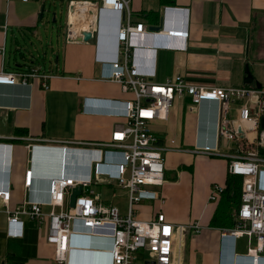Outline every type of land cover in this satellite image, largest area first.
Here are the masks:
<instances>
[{
  "label": "crops",
  "instance_id": "0c3cea01",
  "mask_svg": "<svg viewBox=\"0 0 264 264\" xmlns=\"http://www.w3.org/2000/svg\"><path fill=\"white\" fill-rule=\"evenodd\" d=\"M47 1L0 0V69L12 71L36 65L59 74L47 80L48 88L42 87L38 77L26 83L20 79L0 83V141L13 139L11 207L26 198L44 201L48 197L49 170L44 167L33 163L35 174L30 185L25 186V169L31 155L27 143H39L44 138L106 140L114 123L122 120L108 112L119 107L117 99L129 97L117 82L100 78L109 67L95 59L94 37L87 41L69 39L64 30L56 44L47 42L44 47L49 30L44 12L58 10V3L47 6ZM165 6L186 8L188 37L183 40V49L156 47L155 80L181 74L205 85H244V67L248 63L253 74L249 84L259 81L264 88V45L258 44L257 33L253 41L254 23L264 16V0H131L133 13L146 24L157 22ZM66 9L67 25L71 13L68 2ZM189 104L190 97L181 96L174 100L166 119L151 123L161 142L171 144L170 139H174L173 145L181 149L164 153V180L154 186L163 200L140 201L137 217L150 218L161 209L172 223L194 221L201 225L197 233L189 228L179 232L174 262L247 264L245 256L255 239L241 235L231 245V239L222 235L224 227L234 224V212L229 217L232 225L210 224L221 199L211 201L210 189L215 182L226 184L228 157L224 153L230 149L222 147L220 153L193 150L196 145L215 144L218 104L202 100L192 110ZM235 112L232 107L230 114ZM6 167L5 153L1 151L0 173L7 171ZM259 184L264 187V169L259 174ZM101 186L114 189L111 184ZM2 207L0 200V264H55L54 248L46 238L45 228L39 229L34 221L21 216L23 234L9 235ZM109 246L107 236L73 235L68 264H108ZM146 259V252L139 250L134 264H144Z\"/></svg>",
  "mask_w": 264,
  "mask_h": 264
},
{
  "label": "built area",
  "instance_id": "2783aa9c",
  "mask_svg": "<svg viewBox=\"0 0 264 264\" xmlns=\"http://www.w3.org/2000/svg\"><path fill=\"white\" fill-rule=\"evenodd\" d=\"M67 2L73 5L65 29L69 39L82 35V29L97 32L104 10H111L109 18L112 22L118 20L114 56H111L110 48L100 50L96 46L95 59L109 67V71H104L100 78L117 82L129 97L117 99L115 103L119 107L108 112L122 120L114 123L106 140L44 138L39 143L26 144L31 155L25 169V186L30 185L35 174L36 149L72 147L80 150L77 161L68 169L51 173L53 167L46 166L49 184L48 197L44 201L26 198L18 206H10L13 139L0 141V153H5L8 171L4 178L7 171L0 173L1 210L7 217L8 234H23L21 216L34 221L39 229L45 228L46 238L54 248L55 264H68L73 235L110 237L108 264H134L139 250H144L146 258L156 264H174V246L179 232L189 228L197 233L201 231V225L194 221L189 224L172 223L161 209L150 218H139L137 205L145 199H161L154 186L161 185L164 180V153L170 149H181L173 145L174 139H170L171 144L161 142L151 123L156 119H166L174 100L188 95L190 110L202 100H213L218 104L215 144L196 145L193 150L220 153L222 147L230 149L224 153L228 157V172L242 178L240 203L233 213L234 224L224 227L222 235L231 239V245L241 235L253 237L255 245L248 254L264 258V187L259 184V174L264 169V88L252 84L205 85L191 82L181 74L168 76L162 81L154 79L156 47L183 49L186 46V8L165 6L160 19L154 23L160 25V29L149 32L148 24L142 18L133 17L131 0ZM80 5L86 7L89 16L85 17L80 12ZM82 24L87 27L81 28ZM148 33L168 35L172 40L147 46L143 35ZM178 40L181 43L178 44ZM56 75L59 74L36 65L12 71L0 69V83H14L17 79L26 83L30 78L38 77L42 87L48 88L47 80ZM232 107L236 111L233 116L230 114ZM94 184L124 188L126 212L121 213L117 205L106 201L92 187ZM76 185L81 186V192L74 205L70 206L69 195ZM224 188V184L213 183L209 199L218 200ZM44 206H49V210ZM14 224L16 229L12 228Z\"/></svg>",
  "mask_w": 264,
  "mask_h": 264
},
{
  "label": "water",
  "instance_id": "95a60500",
  "mask_svg": "<svg viewBox=\"0 0 264 264\" xmlns=\"http://www.w3.org/2000/svg\"><path fill=\"white\" fill-rule=\"evenodd\" d=\"M44 7H42V11L40 17H42V12ZM70 10H73V5L70 6ZM111 10H104L101 15V19L99 22V27L97 32H93L91 29H82L80 33L82 35H77L75 37L76 40H84L87 41L92 39L93 37L96 40V46L99 47L100 50L110 48L111 56H114L115 50L117 48V40H116V33L118 27V20L111 21L109 18V12ZM53 20H55L56 12L53 11ZM160 29V25L156 24H148L147 30L157 31ZM144 43L147 46H156L164 43H169L172 39L168 35H160V34H145ZM245 76L243 78L244 83H252L253 81V74L249 68V64L246 63L244 67ZM254 85L256 87H261V83L259 81H255ZM262 126H264V121L262 119ZM80 154V150L76 148H67V147H57L56 149L52 150L49 147H40L36 149L35 157H34V165L40 168H51V173H58L60 169H68L70 168L73 163H75ZM47 166V167H46ZM54 167H56L54 169ZM81 192V186L76 185L73 186L71 189V193L69 195V205L73 206L75 203L76 196ZM144 264H156L152 259H146Z\"/></svg>",
  "mask_w": 264,
  "mask_h": 264
},
{
  "label": "rangeland",
  "instance_id": "374dc122",
  "mask_svg": "<svg viewBox=\"0 0 264 264\" xmlns=\"http://www.w3.org/2000/svg\"><path fill=\"white\" fill-rule=\"evenodd\" d=\"M50 1V2H49ZM54 2V4H57L58 10L55 11V20H53V10L51 11H46L44 12V19L47 20V24H48V36L44 37V47L46 45V43L48 42V44H56L57 42V37L59 36V33H61L60 37L58 38V40H60L62 38V31H64L66 29V22H67V0H48L47 1V6ZM53 4V3H52ZM56 6V5H55ZM133 17L134 18H142L141 16L135 15V13H133ZM47 18V19H46ZM55 27H54V26ZM254 36H253V41L256 40V33H257V39H258V44L261 45L263 43L264 45V16L260 19L257 20L256 23H254ZM53 35V38H52ZM49 52L51 53V49L48 48ZM179 97L176 98V100ZM88 112L92 111V110H86ZM92 187L95 189V191L99 192L101 194V196L105 199V200H110L111 203L117 205L121 211V213L125 212L126 206H127V194H126V190L124 188L118 187V186H113L114 189H108V187L106 186H100L98 184H94L92 185ZM231 190L228 189V192L223 195L220 199L221 204L224 203L226 201V197L228 195H232V192H230ZM241 191V190H240ZM238 191V192H240ZM240 194L241 192L237 195L238 198L233 197L232 199V211H236V209L238 208L237 204L238 202L240 203ZM49 206H45V210H49ZM174 262V261H173ZM174 264H185L184 262H174Z\"/></svg>",
  "mask_w": 264,
  "mask_h": 264
},
{
  "label": "trees",
  "instance_id": "16d2710c",
  "mask_svg": "<svg viewBox=\"0 0 264 264\" xmlns=\"http://www.w3.org/2000/svg\"><path fill=\"white\" fill-rule=\"evenodd\" d=\"M246 84H249V83H246ZM241 181H242V178L240 176L233 175L228 172L226 176L225 188L220 198L228 192V189L231 190L230 192H232V195H228L224 203L221 204V202H219V205L217 206L215 213L213 214L211 218V221H210L211 225L217 226V225H221L224 223L225 225L228 226L229 224L230 225L233 224V223L231 224V220L229 219V217L231 216V212H232V203H233L232 199L235 196L236 198H238L237 195L240 193L238 191H240V188H241ZM238 205H239V202L237 206Z\"/></svg>",
  "mask_w": 264,
  "mask_h": 264
},
{
  "label": "clouds",
  "instance_id": "9594fccd",
  "mask_svg": "<svg viewBox=\"0 0 264 264\" xmlns=\"http://www.w3.org/2000/svg\"><path fill=\"white\" fill-rule=\"evenodd\" d=\"M87 103V101H85ZM84 110H89L84 108ZM246 259L248 260L247 264H264V258H254L252 254H247Z\"/></svg>",
  "mask_w": 264,
  "mask_h": 264
},
{
  "label": "bare ground",
  "instance_id": "6f19581e",
  "mask_svg": "<svg viewBox=\"0 0 264 264\" xmlns=\"http://www.w3.org/2000/svg\"><path fill=\"white\" fill-rule=\"evenodd\" d=\"M78 7H80V12H81L83 15H85V17L89 16V14H88L87 11H86V7H85V6L80 5V6H78ZM109 16H110V15H109ZM71 17H72V16H71ZM91 20H92V18H91ZM80 27H81V28H86L87 25H86V24H82Z\"/></svg>",
  "mask_w": 264,
  "mask_h": 264
}]
</instances>
